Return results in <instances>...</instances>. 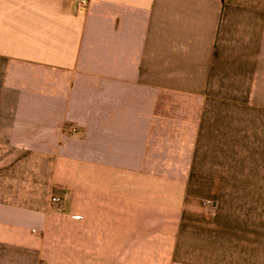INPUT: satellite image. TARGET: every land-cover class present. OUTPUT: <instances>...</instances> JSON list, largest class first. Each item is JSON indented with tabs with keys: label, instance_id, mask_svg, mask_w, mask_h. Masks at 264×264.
<instances>
[{
	"label": "crops",
	"instance_id": "1",
	"mask_svg": "<svg viewBox=\"0 0 264 264\" xmlns=\"http://www.w3.org/2000/svg\"><path fill=\"white\" fill-rule=\"evenodd\" d=\"M76 2L0 0V264H264V0Z\"/></svg>",
	"mask_w": 264,
	"mask_h": 264
},
{
	"label": "rangeland",
	"instance_id": "2",
	"mask_svg": "<svg viewBox=\"0 0 264 264\" xmlns=\"http://www.w3.org/2000/svg\"><path fill=\"white\" fill-rule=\"evenodd\" d=\"M229 157V154H227ZM209 156H213L212 153L209 154ZM224 158H226V154H223ZM214 172V171H213ZM215 173V172H214ZM228 176L227 178H225V181H229L228 183L225 182L223 184V186H221L222 191L224 190V198H223V202H222V198L219 195L217 198H214V195L216 193V190H220V186L219 183H221V181L219 182V179L222 180V177L219 174H213V173H209V169L207 166L204 167V169H201V172L198 173V186L199 189H206L207 187L209 188V191L212 196V200L209 201H205L206 198H204L206 195H204L203 193H199V192H194L192 193L194 196H192V198L188 199V201H184V207H189L192 210H195L196 214H205L204 211H206L208 218L209 216L211 217L208 220H202L199 221L197 216V220H193V223H198V224H203L205 222H207L208 224H214L215 222V214L214 211L215 210H219L221 212L224 211V213L226 214V212L229 214V208H230V201H229V190H230V175H225ZM217 182V183H214ZM210 183V184H209ZM200 184V185H199ZM205 184V185H204ZM221 185V184H220ZM177 191V189H175ZM219 193V192H218ZM179 196V197H178ZM181 197L180 193L176 194V201H179V198ZM53 198V197H52ZM54 201V200H52ZM55 202V201H54ZM181 203V202H180ZM202 217V216H201ZM204 218V217H203Z\"/></svg>",
	"mask_w": 264,
	"mask_h": 264
},
{
	"label": "built area",
	"instance_id": "3",
	"mask_svg": "<svg viewBox=\"0 0 264 264\" xmlns=\"http://www.w3.org/2000/svg\"><path fill=\"white\" fill-rule=\"evenodd\" d=\"M76 11H83L89 6L91 0H76ZM52 200L58 202L59 199L57 197H53Z\"/></svg>",
	"mask_w": 264,
	"mask_h": 264
}]
</instances>
